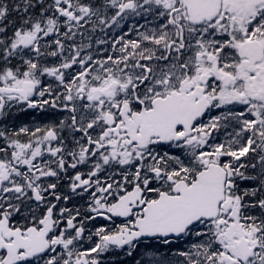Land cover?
Segmentation results:
<instances>
[{
	"label": "snow or ice",
	"instance_id": "obj_1",
	"mask_svg": "<svg viewBox=\"0 0 264 264\" xmlns=\"http://www.w3.org/2000/svg\"><path fill=\"white\" fill-rule=\"evenodd\" d=\"M0 264H264V0H0Z\"/></svg>",
	"mask_w": 264,
	"mask_h": 264
}]
</instances>
